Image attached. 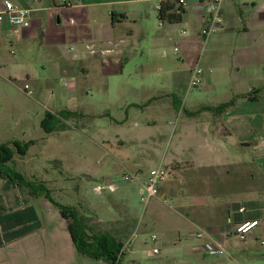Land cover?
Instances as JSON below:
<instances>
[{"label": "crops", "instance_id": "crops-1", "mask_svg": "<svg viewBox=\"0 0 264 264\" xmlns=\"http://www.w3.org/2000/svg\"><path fill=\"white\" fill-rule=\"evenodd\" d=\"M9 1L30 9L29 24L23 27L0 21V79L14 85L18 80L11 73L19 71L23 85L31 84L30 95L32 89L41 91L43 87L41 80L28 71L36 54L51 63L52 72L57 69L78 72L87 82L90 67L100 65L108 88L118 82L124 85L131 78L132 68L123 61L128 57L126 47H134V38L146 37L152 39L154 46L166 45L169 51L177 52V60L171 57L174 61H166L170 63L164 72L166 85L173 89L184 84L186 91L198 90L188 95L190 106L185 111L184 99L174 90L168 92V101L155 100L153 110L158 118L165 113L164 116H175L178 123L182 120L178 147L186 155L173 153L169 166H165L171 171L170 176L159 184V195L147 203L153 206L163 196L178 201L182 210L173 209L177 222L174 229L177 237L170 241L173 245H179V236L184 235L190 237L189 249L204 241L221 243L236 256L237 264H253L255 258H264V0L224 1L220 6L221 23L213 36L201 34L205 17L190 7L194 0L183 7L177 22L158 20L159 0ZM86 44H94L95 53H89ZM73 45L76 52L71 51ZM107 48L112 51L100 52ZM206 50L209 53H203ZM196 69L200 81L190 86ZM149 77L147 74L141 83L135 82L136 86L143 85ZM74 80L69 85L71 92L76 93L80 86ZM5 85L1 81L0 89ZM23 85L19 89L29 95ZM200 89H208L205 91H210L212 99L192 101L202 93ZM124 97L118 108L126 117L135 113L147 118L142 111L148 109L149 102L138 96ZM232 98L231 104L221 108ZM60 109L75 113L71 106L43 104L37 122L42 133L38 137H33L23 124L28 116L25 106L24 113L18 115L19 121L14 122L16 126L23 124L20 138L2 135L9 124L7 119L14 115H0V143L17 139L32 141L33 145L44 133L61 130L52 129L49 120L43 125L45 111L54 113ZM197 123L199 130L194 129ZM138 135H142L140 141L150 136L144 131ZM130 160L109 163L104 182L115 179L123 170L131 169L144 176L154 168L142 170L135 162L130 164ZM136 189L135 182H128L115 191L125 196ZM247 220H258V224L240 239L234 227ZM190 229L203 235L196 238ZM187 245L179 246L184 249ZM79 256L58 209L44 196H32L22 184L0 176V264H73ZM212 258L217 264L231 263L224 257ZM186 262L185 257H179L171 263Z\"/></svg>", "mask_w": 264, "mask_h": 264}, {"label": "rangeland", "instance_id": "rangeland-1", "mask_svg": "<svg viewBox=\"0 0 264 264\" xmlns=\"http://www.w3.org/2000/svg\"><path fill=\"white\" fill-rule=\"evenodd\" d=\"M217 32L210 35L213 36ZM132 43L134 47H126L128 57L123 61L132 68L131 78L124 85L118 82V79V83L106 88L104 85L106 77L100 65L98 68L90 67L88 82L84 75L78 72H62L59 69L52 72L51 63L44 60L41 54L32 56L28 70L41 80L43 86L41 91L32 89L33 95H28L19 89V86L23 85L18 77L21 76L19 71L11 73L18 80L14 85L0 79L2 85L6 84L0 89V115L9 113L14 115L7 119L9 124L2 132L4 137L20 138L22 134L19 135V132L24 128L23 124H26L28 132L33 137H38L42 133L38 130L37 122L43 112V104L61 108L71 106L75 112L63 120L64 129L44 133L42 139L39 138L36 143L29 145L23 155L13 153L10 165L24 178L44 182L50 190V195L58 202L77 207L80 213L88 216V224L95 231H108L122 241L124 245L120 264H174L171 262L179 257L188 260L182 264H217L212 260L214 256L204 255L199 251V244L189 249L191 245L189 236H179L181 238L179 245L188 244V249L170 242L177 237L174 230L177 222L173 209L182 210L175 198L163 196L159 200L156 199V204L152 206L147 203L148 201L146 203L140 201L137 189L130 190L124 196L115 191L122 184L113 190L104 186L103 175L108 172L106 167L115 160L131 159L130 164L135 162L142 170L159 164L163 167L169 166L173 153L181 150L178 146L179 128L183 127L182 120L178 123L175 116H164L165 113L161 118L156 117L157 112L153 110L156 106L155 100L168 101V92L174 90L175 94L184 99L185 105L181 106L185 111L190 106L188 95L198 90L191 88L186 91L184 84L173 89L166 85L164 77H167L164 72L170 66L166 61H174L171 57L177 60V52H173L172 49L169 51L166 45L154 46L152 39L146 37L134 38ZM136 47L137 50L134 51ZM70 48L72 52H76L74 45ZM203 53H209V50ZM43 66L46 69H43ZM72 74H75L74 79L77 78L74 83H79L80 86L76 93L71 92L70 85L63 84L64 79L69 82ZM147 74L150 76L148 80L137 87L135 82L141 83ZM124 75L129 76L127 72ZM28 84L30 88L31 84L30 86ZM200 90L202 93L192 101L212 99L210 91H205L208 89ZM122 95L126 96L123 99L138 96L149 102L146 103L148 109L142 111L147 118L144 119L132 112L126 117L123 110L118 108ZM24 106L28 109V116L22 125L16 126L14 122L19 121L21 116L18 115L24 113ZM198 124L194 129L199 130ZM140 131L150 136L140 141L142 138V135H138ZM179 153L186 155V152ZM124 155L126 156L123 157ZM128 156L131 158H127ZM170 173L168 170L165 180ZM190 230L194 237L195 232L199 231ZM152 235L155 236V241L151 239ZM154 246L158 249L156 253L152 251ZM233 257L236 259L234 254ZM252 262L264 264V258H255ZM73 264L110 263L80 255Z\"/></svg>", "mask_w": 264, "mask_h": 264}, {"label": "trees", "instance_id": "trees-1", "mask_svg": "<svg viewBox=\"0 0 264 264\" xmlns=\"http://www.w3.org/2000/svg\"><path fill=\"white\" fill-rule=\"evenodd\" d=\"M183 8L175 1H162L157 9V18L160 22H177ZM234 98L221 104L224 108L233 102ZM73 112L67 109H60L54 113L45 111L43 125L49 120L52 129H64V119L71 116ZM46 131L50 128L44 126ZM32 141L9 140L0 143V176H8L15 183L22 184L32 196H44L59 211V214L66 220L67 227L76 251L80 255L88 256L95 260H103L110 264H120L121 254H123V242L119 241L113 234L108 231H95L88 224V216L80 213L77 207L64 205L55 200L50 195V190L42 181H33L24 178L17 172L10 163L12 162L13 153L19 155L25 154L26 149Z\"/></svg>", "mask_w": 264, "mask_h": 264}, {"label": "built area", "instance_id": "built-area-1", "mask_svg": "<svg viewBox=\"0 0 264 264\" xmlns=\"http://www.w3.org/2000/svg\"><path fill=\"white\" fill-rule=\"evenodd\" d=\"M165 0H159V3L156 5V9L160 7V2ZM175 1V3L182 8L188 5L189 0H171ZM226 0H194V3L190 5V7L201 13H204L205 17V25H203L200 29V32L203 36H208L212 32H215L219 28V24L221 23L220 16V6ZM29 15L30 9L24 7L15 6L11 1L4 0L0 4V21L7 20L9 23L16 26H27L29 24ZM85 48L89 53H95L96 47L94 44H86ZM176 50V47H174ZM112 51V48H107L100 50V52L109 53ZM198 69H196L189 81V85L193 86L199 83L200 78L197 76ZM74 77H71L69 82L64 79L63 84L69 85L73 82ZM23 89L27 93H31V90L27 86V84L23 85ZM168 170L162 165H158L154 168L148 170V172L141 176L138 172H133L129 170H123L120 172L115 179H111L109 181H105V185L108 189L113 190L118 187L119 184H124L128 182H135L137 184V192L139 194L140 201L146 203L151 197H154L158 194L159 184L167 177ZM240 211L243 208L239 209ZM258 224V220H247L241 223H238L234 227V233L239 238H244L245 235ZM203 235V232L196 231L195 237L199 238ZM152 240H155V236H151ZM199 251L205 255H210L214 257H224L229 262L233 264H237L234 260V257L230 253V251L225 248L219 242L213 241H204L199 245ZM153 252H158L156 247L152 248Z\"/></svg>", "mask_w": 264, "mask_h": 264}]
</instances>
